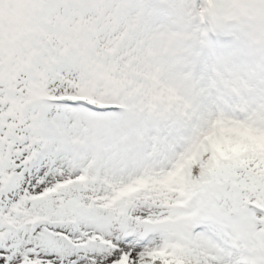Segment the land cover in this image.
Wrapping results in <instances>:
<instances>
[{
  "label": "snow or ice",
  "instance_id": "6c2138e0",
  "mask_svg": "<svg viewBox=\"0 0 264 264\" xmlns=\"http://www.w3.org/2000/svg\"><path fill=\"white\" fill-rule=\"evenodd\" d=\"M0 264H264V0H0Z\"/></svg>",
  "mask_w": 264,
  "mask_h": 264
}]
</instances>
